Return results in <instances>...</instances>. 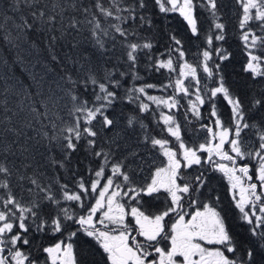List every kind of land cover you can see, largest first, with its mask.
Instances as JSON below:
<instances>
[{
    "label": "snow or ice",
    "instance_id": "1",
    "mask_svg": "<svg viewBox=\"0 0 264 264\" xmlns=\"http://www.w3.org/2000/svg\"><path fill=\"white\" fill-rule=\"evenodd\" d=\"M0 264H264V0H0Z\"/></svg>",
    "mask_w": 264,
    "mask_h": 264
}]
</instances>
